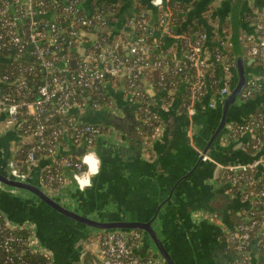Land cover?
Returning a JSON list of instances; mask_svg holds the SVG:
<instances>
[{
	"label": "built area",
	"instance_id": "obj_1",
	"mask_svg": "<svg viewBox=\"0 0 264 264\" xmlns=\"http://www.w3.org/2000/svg\"><path fill=\"white\" fill-rule=\"evenodd\" d=\"M93 1L0 0V116L4 115L0 135L11 131L15 138L7 169L13 177L26 180L34 166L51 158L40 178L49 190L63 186L68 167L73 168L71 176L79 190L92 186L100 165L96 142L104 127L84 122L82 115L89 109L115 111L109 88L120 86L111 80L127 79L123 90L138 103L141 132L150 142L163 135L165 126L145 87L146 91L164 88L169 84L167 73L172 72L173 89L182 82L190 95L183 107L192 123L197 102L207 92L206 68L220 65L229 73L233 67L223 52L208 51L207 33L192 37L172 24L170 0H154L160 11L164 9L156 21L159 24L144 19L140 27L148 33L130 29L123 39L115 38L103 10L96 12ZM257 27L260 37L247 36L246 42L250 55L264 66V24ZM167 38L183 41L185 47L168 45L167 52L156 57L155 52L163 48L161 40ZM155 70H160V78L149 82L147 75ZM190 71L193 80L188 78ZM171 91L165 99L173 96ZM253 91L248 88L242 98L251 97ZM229 93V87L223 86L221 101ZM210 105L215 107V101ZM245 134L250 135L248 148L256 154L252 161L223 164L208 153L202 160L219 167L222 182L248 204L228 231L233 264H252L253 257H260L259 264H264V154H260L264 151V106L243 122L229 121L221 137L228 144ZM77 148L83 150L78 159L71 153L57 157L62 149ZM19 151L24 155L21 165ZM142 244L139 231H106L100 234L94 260L97 264H153V259L139 253ZM27 253L44 255L50 264V253L39 244L33 226L15 223L0 210V264H31Z\"/></svg>",
	"mask_w": 264,
	"mask_h": 264
},
{
	"label": "crops",
	"instance_id": "obj_2",
	"mask_svg": "<svg viewBox=\"0 0 264 264\" xmlns=\"http://www.w3.org/2000/svg\"><path fill=\"white\" fill-rule=\"evenodd\" d=\"M111 1L118 4L120 9L113 23L120 30L116 32L118 34L132 29L130 23L138 11L139 4L146 6L152 23H156L159 17V9L154 5L150 7V0ZM176 1L187 6L184 28L191 24H201L209 35L206 42L208 51L212 52L214 46H217L232 62V70L227 73L222 66L217 65L215 73L212 74L216 82L208 81L207 92L197 102L192 123L183 107L184 98L175 95V89L173 96L165 99V92L161 93L157 88L149 87L147 93L153 105L158 106L162 102L164 109H158L156 112H160L161 115L158 112L157 114L163 120L164 126L162 115L172 121L170 123L173 136L168 141H159L162 135L159 139L149 142L144 139L140 122L138 130L143 142L142 154L129 157L125 167L120 170L117 169L118 162L108 160L103 163L100 160L99 171L93 175L99 176L95 181L92 180V186L85 189L87 195L81 197V203L91 210L90 216L98 219H118L124 215L130 219H140L151 215L157 205L166 200L174 189L172 201L166 204L163 210L166 217L163 235L177 261L180 264H231L234 256L231 245L229 243L228 249L218 235L226 234L234 227L239 219V212L248 204L240 195L233 193L230 184L222 182L221 171L215 164L203 161V166H199L195 172L191 173V170L197 163L200 150H204L221 122L224 103L219 97L221 88L228 86L231 92L238 81L235 65L237 47L243 54L249 76L244 91L248 88H254V91L249 98H238L230 112L229 121L243 122L264 106V66L259 59L250 55L246 42L247 36L255 39L260 37L257 24H264V0ZM182 28L178 30H184ZM166 43L180 47L179 40L173 38H167ZM215 85L218 87L214 88ZM109 89L116 104L115 111L108 110L111 116L121 118L120 121L127 127L131 126L134 114L140 120L137 108L134 113L131 106L132 102L136 101L128 98L123 85L119 88L111 86ZM118 98L126 102L122 108L118 104ZM212 101H215V107H211ZM89 111L90 109L86 113ZM103 127L104 133L101 137L108 140L115 137L124 138V143L128 144L123 131L112 125ZM10 132L4 133L5 136L2 134L3 138H0V155L3 157L5 148L9 153L11 151L14 133L11 137ZM223 132L225 128L206 153L223 164L250 162L256 157L247 146L250 135L245 134L240 139L225 144L221 137ZM260 154H264V151ZM49 159L51 158L42 159L37 164H44L41 172L52 162H49ZM189 173L190 177L182 180ZM77 189L72 176L65 172L63 186L50 191L57 195H69ZM223 194L229 196L225 206L220 204ZM12 200L16 201V204L9 203V218L15 223L23 222L33 226L37 239L49 250L50 264H85L86 253L97 255L99 237L103 232L85 228H80L79 232L77 224L53 210L43 209L30 200H27V205L19 202L16 197L11 198V202ZM22 206H28V210L22 211ZM228 209L233 211L231 217H234V220L228 221L225 217ZM144 241L146 242V238L139 253L144 258L152 259L144 247ZM221 251L223 252L220 253Z\"/></svg>",
	"mask_w": 264,
	"mask_h": 264
},
{
	"label": "water",
	"instance_id": "obj_3",
	"mask_svg": "<svg viewBox=\"0 0 264 264\" xmlns=\"http://www.w3.org/2000/svg\"><path fill=\"white\" fill-rule=\"evenodd\" d=\"M72 63L73 65H75L76 61L73 60ZM235 65L238 70V81L236 83V86L231 90L229 95L225 97L221 122L207 146L204 148V150H201V153H199V158L197 160V163L191 170V173L195 172V170L199 168V166H203V164L201 163L203 162V154H205L208 149L211 148L214 142L217 141L222 130L231 119L230 112L234 103L238 100V98L241 96L244 89L248 85L249 76L245 69L243 54L239 47H237L236 49ZM119 99L120 98H118V104L122 108L123 106H125L126 102ZM131 106L135 113V109L138 107V103L132 102ZM154 109L155 111L158 109L163 110L164 108L162 106V102L158 106H154ZM158 114H160V112H158ZM3 117L4 115L2 114L0 116V121L3 120ZM162 117L165 120V130L163 133V137L159 141H168L174 134L170 123L172 121H170V119H166L163 115ZM120 119L121 118H119L118 116H111V113L106 109H90L89 113H86V115L82 117V120L84 122L101 124L102 126L112 125L114 128L119 129L125 133V136H127L128 144L124 143V138L117 137H115V139L113 138L108 140L100 136L98 137L96 142L97 148H95V150L98 158L103 163L108 160L118 162V170L125 167L124 165L127 164V160L129 157H136V155L140 156L143 151V142L138 130V125L141 121L137 119L134 114L131 120V126L127 127L126 124L120 121ZM5 135L6 134H4L3 136ZM9 135H11L12 137L13 133L10 132ZM3 136L0 135V138H3ZM76 150L81 151L80 148H77ZM7 155H9V152L8 149L5 148L4 157L0 155V210L3 209V212H8L7 208L9 206V203L16 204V201L12 200L11 202V198L16 197L20 202L23 200L24 196L22 193H27V200L35 202V204L39 205L43 209L48 208L49 210H53L54 212H57L62 216L68 218L69 220H71V222L77 224L76 227H78L79 232L80 228L92 229L100 232H106L110 230H118L122 232H129L132 230L141 231L146 238L144 247L152 257L153 264H180L169 249V242L163 235V228L166 225V217L164 216L163 210L164 206L172 201L174 189H172L169 197L166 200H162L157 205L151 215H149L148 217L145 216L146 218L142 217L140 219H130L128 216L124 215V217H120L118 219H98L96 217L90 216L89 213H91V210L84 207L81 203V197L87 195V190L80 191L79 189H77L75 192L69 195H57L56 193L45 189L40 180L42 173L41 170L44 164L34 166L33 172L28 179L19 180L10 175L7 169ZM48 161L51 162L52 159H49ZM191 173H189L187 176H184L182 180L190 177ZM98 176L99 174L93 176L92 180L95 181ZM222 196H225V194ZM38 241L42 248L48 250L40 243V240Z\"/></svg>",
	"mask_w": 264,
	"mask_h": 264
},
{
	"label": "trees",
	"instance_id": "obj_4",
	"mask_svg": "<svg viewBox=\"0 0 264 264\" xmlns=\"http://www.w3.org/2000/svg\"><path fill=\"white\" fill-rule=\"evenodd\" d=\"M98 3H101V4H98ZM93 4L95 5L96 12L103 10V13L105 14V17H106V19L108 21L107 27L110 29V31L115 32L114 33L115 34V38H122V39L126 38V34L125 33L129 32V30L123 31V33L118 34L116 32L120 31V30L117 28V26L115 24H113L115 19H116V15L120 11L118 4L114 3L111 0H103V1L102 0L101 1L100 0H94ZM169 5H170V7L173 10L172 24H175L177 26V28H179V29L181 27L184 28L183 22H184V15H185V12L187 10V6L185 5V3H181V2L176 1V0H170ZM162 15H163V12L160 11L159 12V17H161ZM150 16L151 15L148 12V9L146 8V6L143 5V4L142 5L139 4L138 11H137L136 15L134 16L133 20L130 23L131 27L134 26L132 28V30L135 31L136 33H142V32L148 33V31L146 29H142L140 27V24H143V20L144 19H150ZM156 24H159V22H156ZM182 31L183 32H188V34L190 36H192V37H195L198 34L201 35V34L207 33L205 28L201 24H191L189 26H186V28H184V30H182ZM109 40H111V38H109ZM218 41H221V40L218 39ZM161 42H162L163 48L162 49H158V51L155 52V56L156 57L159 56L160 54H163V53L167 52V50L169 48L167 43H166V39L161 40ZM179 44H180L181 47H183V48L185 47L183 41H181ZM214 47H215L214 48L215 51L218 50L217 46H214ZM95 49L99 50L100 48L99 47H95ZM124 55H125V57L127 56V57L130 58V56L126 55V53ZM27 63H28V61H27ZM206 70H207L206 74H208V76H209L208 80L212 81L213 80L212 74L215 73V69L213 67H207ZM193 74H194V72L190 71V73L188 75V78L193 80ZM166 77H167V80H168L169 84H166L164 86V88H157V90L159 92H161V93L165 92V94H164L165 96L169 95V93H170L169 91H171L174 88L172 86V84L170 83V81H172V78H173L172 72H168ZM159 78H160V70H155L154 72H151L150 74L147 75V80L149 82H152V83L153 82H157V80ZM38 83H40L39 77L37 79H35V84L37 85ZM111 83L114 86L123 85V87L125 88V86L127 85V79L126 78H122V79H119V80H111ZM181 83H180V86H178L176 88L175 95H181L184 99H189L190 95L183 88L182 85H184V83L183 84H181ZM142 85L144 86V84H142ZM217 87H218V85L217 86L215 85L214 88H217ZM144 91L147 93L146 87H145ZM107 98L109 99L111 97L107 94ZM53 120L55 122H57V117H53ZM150 134H151V132L149 133V135ZM82 152H83V150H81V151H77V150L76 151H73V150L69 151V150H66V149H62V150H60V152H59L57 157L59 159H61V158L65 157V156H67L69 153H71L73 155V158L78 159L79 155ZM23 158H24V155L19 151V155L17 156V159H19V164L20 165H21V162H22ZM65 171L68 174L72 175L73 168H69L68 167V168L65 169ZM26 258L29 260V262H31V264H48L49 263L48 258H46V256L41 255V254L27 253L26 254ZM94 259H95L94 255H92L91 253H86V255H85V264H97ZM259 262H260V257H253L252 258V262H251L252 264H259Z\"/></svg>",
	"mask_w": 264,
	"mask_h": 264
},
{
	"label": "flooded vegetation",
	"instance_id": "obj_5",
	"mask_svg": "<svg viewBox=\"0 0 264 264\" xmlns=\"http://www.w3.org/2000/svg\"><path fill=\"white\" fill-rule=\"evenodd\" d=\"M224 195V194H223ZM222 198H221V200H220V204H222L221 206H225L226 204H227V200H229V196L227 195V194H225V196H221ZM239 215V214H238ZM231 216H233V211L232 210H230V209H228L227 210V213H225V217L227 218V220L229 221L230 219L231 220H234V217H231ZM236 216H237V214H236ZM136 231H138V230H136ZM139 232H141V231H139ZM142 233V236H143V240H145V236H144V234H143V232H141ZM219 237H220V239H221V241H223L224 242V244H225V246L227 247L228 246V249H230V245H229V240H228V231H227V233L226 234H219L218 235ZM145 242V241H144ZM223 251H221L220 253H222ZM219 253V255H221ZM218 254V253H217ZM216 254V255H217ZM218 255V258H220V256ZM234 258H235V256H233V261H232V263L231 264H233V262H234ZM231 261V260H230Z\"/></svg>",
	"mask_w": 264,
	"mask_h": 264
},
{
	"label": "rangeland",
	"instance_id": "obj_6",
	"mask_svg": "<svg viewBox=\"0 0 264 264\" xmlns=\"http://www.w3.org/2000/svg\"><path fill=\"white\" fill-rule=\"evenodd\" d=\"M153 5L155 6V8H158L159 11H160V8L154 3V0H150V7H153ZM150 7H149V8H150ZM161 11L163 12L164 9L162 8ZM171 93H174V90H172ZM202 124H203V123H202ZM45 189L49 190V189L46 188V187H45ZM22 194H23L24 196H23V200H22V202H21V201H20V202L23 203V204H25V205H27V193H22ZM27 208H28V206H22L21 210H22V211H23V210H24V211H25V210L27 211V210H28ZM2 211H3V209H2ZM6 214H7L8 217H11V215H10L9 212H7Z\"/></svg>",
	"mask_w": 264,
	"mask_h": 264
}]
</instances>
